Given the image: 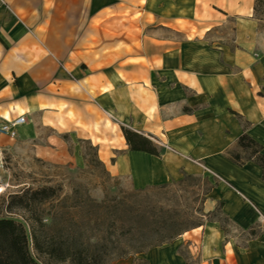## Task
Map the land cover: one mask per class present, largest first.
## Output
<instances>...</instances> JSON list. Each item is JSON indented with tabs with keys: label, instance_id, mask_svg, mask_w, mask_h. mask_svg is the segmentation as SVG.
Here are the masks:
<instances>
[{
	"label": "crops",
	"instance_id": "0c3cea01",
	"mask_svg": "<svg viewBox=\"0 0 264 264\" xmlns=\"http://www.w3.org/2000/svg\"><path fill=\"white\" fill-rule=\"evenodd\" d=\"M7 3L8 9L0 11V126L25 120L8 152L47 166L82 168L80 146L87 143L110 177L128 181L136 191L169 186L183 175L206 176L193 164L201 163L235 189L226 191L224 183L217 187L204 205L205 215L223 204L224 217L237 231L247 237L255 228L260 233L241 245L220 224L207 223L139 261L264 264L260 171L252 164L239 169L224 158L242 129L232 122L227 127L209 111L182 113L184 107L204 106L209 97L226 99L251 125L247 135L264 153V98L244 95L256 76L248 69L237 23L236 52L227 47L211 52L208 42L221 25L215 9L238 22L242 0ZM211 77L217 85H211ZM121 128L154 138L167 152L160 159L131 153ZM226 130L230 135L225 137Z\"/></svg>",
	"mask_w": 264,
	"mask_h": 264
},
{
	"label": "rangeland",
	"instance_id": "374dc122",
	"mask_svg": "<svg viewBox=\"0 0 264 264\" xmlns=\"http://www.w3.org/2000/svg\"><path fill=\"white\" fill-rule=\"evenodd\" d=\"M151 4L154 5V3ZM190 4L189 2L188 6ZM215 11L216 15L221 19V25L216 27L211 36L208 37V42L212 46L210 48L211 52H216L221 47L229 49L236 47L234 28L237 23L238 30L243 38L240 42L247 49V51H242L248 55L247 57L250 58L251 62V67H248V69L253 74L255 73L254 75L256 76L255 82L252 81V85L247 84V87H245L244 95L255 101L264 98V0H242L243 15L238 22L231 17L225 18L217 9ZM250 12L251 14L248 15ZM250 44H254L255 49H248L247 46ZM224 52L228 53L226 50ZM212 58V55H210L209 63L211 69L213 67ZM225 65L230 67L227 64ZM210 83L211 85H217L216 77L215 80L211 77ZM191 95L187 93V96ZM228 105L229 103L226 99L213 101V98L209 97L204 106L193 109L184 107L182 113L185 114L184 111H186L187 115H193L197 111H209V115L219 119L222 123H226L227 127L230 126L229 122L235 123L239 127L240 124L246 127V119ZM231 112L238 114L243 120L239 122V120L231 116ZM224 135L225 137L229 136L230 132L226 130ZM14 145V142L8 139H3L0 143V189L4 190V193L0 195V221L11 220L22 225L28 236L30 235V227L26 220L30 218V215L20 211H14L11 214L7 212V206L12 197L22 196L23 193L28 191L37 192L44 189L56 191L57 198L49 203L37 206L34 214L43 220L48 229L57 228L56 230H60L63 217L67 214L63 211L62 205L68 199H74V203L77 204L88 202L102 203L111 200L120 202L137 192L131 188L128 181L114 179L102 168L97 167L93 162L94 153L87 145L80 146L81 154L86 161L82 168L52 167L36 162L31 157L22 158L16 153L12 155L8 151L14 148ZM193 164L203 170V164L196 162H193ZM214 175L218 179H213L210 175L203 177L191 176L194 180L187 181L183 186L178 187V183L183 181L185 176H188L183 175L181 181L169 185L168 190L151 192L141 196L140 201L150 208L162 209L171 213L181 230H192L205 226L207 223L218 222L228 237L237 238L238 244L244 245L249 240V237L237 231L233 224L226 223L219 210L214 217L209 218L205 215L204 205L210 198V195L207 196V194L212 187L217 188L224 183L223 187L226 191L235 192L233 185L223 182L220 176ZM238 195L240 194L238 193L236 196ZM245 208L250 213L254 211L248 204ZM82 209L84 211H81V209L69 211V217L75 220L82 219L83 215L86 216L91 211L87 208ZM124 216L123 213L120 214L119 219ZM253 230L252 232L255 235L260 233L257 228ZM29 251L31 257L38 264H48L46 260L37 257L31 244ZM181 254L187 258L186 250L181 251ZM135 262V264H143L139 259Z\"/></svg>",
	"mask_w": 264,
	"mask_h": 264
},
{
	"label": "trees",
	"instance_id": "16d2710c",
	"mask_svg": "<svg viewBox=\"0 0 264 264\" xmlns=\"http://www.w3.org/2000/svg\"><path fill=\"white\" fill-rule=\"evenodd\" d=\"M230 50L234 53L238 48ZM184 112L186 114V111ZM230 114L239 122L243 120L234 112ZM240 127L243 134L237 140L235 147L225 152L224 158L239 169H244L249 164L257 167L260 171V181L264 184L263 147L247 135L251 128L250 124L246 123V127L240 124ZM121 132L131 153L145 154L157 159L165 154V148L154 138L125 128H121ZM81 145L90 148L94 153L93 162L106 172L98 159L97 150L87 143ZM82 158L86 163L85 158L83 156ZM192 180L194 179L191 176H185L183 181L178 183V187ZM168 189L169 186L147 188L137 191L120 202L111 200L77 204L74 203V199H68L62 205L63 211L67 214L63 217L60 230L48 229L43 220L34 214L37 206L57 198L56 191L52 189L28 191L22 196L12 197L7 212L11 214L20 211L29 214L30 218L26 223L30 227V235L28 236L22 225L11 220H1L0 264H38L30 255V244L37 257L46 260L48 264H118L129 259L136 261L138 257L169 246L187 233L202 227L181 230L171 213L150 208L140 201L141 196ZM215 189L216 187H212L207 196ZM82 208L91 211L86 216L83 215L82 219L75 220L69 217V211L75 209L84 211ZM223 208L224 205L219 204L215 212L208 217H214L218 210L223 215ZM122 213L125 216L119 219ZM224 219L229 223L225 217ZM211 223L220 224L215 221ZM254 236L251 231L249 237Z\"/></svg>",
	"mask_w": 264,
	"mask_h": 264
},
{
	"label": "built area",
	"instance_id": "2783aa9c",
	"mask_svg": "<svg viewBox=\"0 0 264 264\" xmlns=\"http://www.w3.org/2000/svg\"><path fill=\"white\" fill-rule=\"evenodd\" d=\"M8 9V3L7 0H0V11L1 10H7ZM25 125V120L23 118H20L11 124H5L0 126V142L3 139H8L10 141H17L19 139V130ZM203 171L210 175L213 179H218L217 176L214 174H210L204 167ZM255 210V209H254Z\"/></svg>",
	"mask_w": 264,
	"mask_h": 264
},
{
	"label": "bare ground",
	"instance_id": "6f19581e",
	"mask_svg": "<svg viewBox=\"0 0 264 264\" xmlns=\"http://www.w3.org/2000/svg\"><path fill=\"white\" fill-rule=\"evenodd\" d=\"M3 193H4V190H1V189H0V195H2Z\"/></svg>",
	"mask_w": 264,
	"mask_h": 264
}]
</instances>
